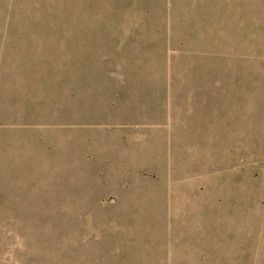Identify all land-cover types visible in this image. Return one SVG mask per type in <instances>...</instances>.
Listing matches in <instances>:
<instances>
[{
    "label": "rangeland",
    "instance_id": "1",
    "mask_svg": "<svg viewBox=\"0 0 264 264\" xmlns=\"http://www.w3.org/2000/svg\"><path fill=\"white\" fill-rule=\"evenodd\" d=\"M0 264H264V0H0Z\"/></svg>",
    "mask_w": 264,
    "mask_h": 264
}]
</instances>
